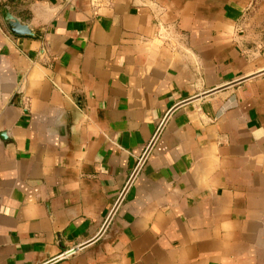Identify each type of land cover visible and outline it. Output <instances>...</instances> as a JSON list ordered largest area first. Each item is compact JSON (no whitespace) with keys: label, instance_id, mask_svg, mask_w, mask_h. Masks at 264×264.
Segmentation results:
<instances>
[{"label":"crops","instance_id":"1","mask_svg":"<svg viewBox=\"0 0 264 264\" xmlns=\"http://www.w3.org/2000/svg\"><path fill=\"white\" fill-rule=\"evenodd\" d=\"M262 71L264 0H0V264L94 238L193 98L51 264H264Z\"/></svg>","mask_w":264,"mask_h":264},{"label":"water","instance_id":"2","mask_svg":"<svg viewBox=\"0 0 264 264\" xmlns=\"http://www.w3.org/2000/svg\"><path fill=\"white\" fill-rule=\"evenodd\" d=\"M2 17H3V21H4L5 25H6V27H7L12 33L17 34V35H34V31L32 30V28H30L29 25L23 23L22 20H21V18H19L18 16L14 15V14L11 12V9H10V7H9L8 5H6V6L3 8V10H2ZM263 72H264V71H262V72H258V73L254 74V75L247 76V77H245V78H242V79H240V80H237V81H235V82H232L231 84H228V86H229V85L236 84V83L241 82V81H243V80H245V79H248V78L253 77V76H255V75L261 74V73H263ZM225 87H227V86H223V87H221V88H218V90H219V89H223V88H225ZM214 91H216V90H214ZM214 91L207 92V93L203 94V96H206V95H208V94H210V93H212V92H214ZM193 99H194V98H193ZM193 99H191V100H193ZM191 100H187V101H185V102H182V103H180V104L174 106V107H173V108H172V109L166 114L165 118H164L163 121L161 122V124H160V126H159L157 132L154 134V136H153L151 142L149 143V145H148V147L146 148V150H145L143 156L141 157L140 161L138 162L137 167L135 168V170H134L132 176L130 177L129 181L127 182L126 186L124 187V189H123L121 195L119 196V198H118L116 204L114 205L113 209L111 210L110 214L108 215L106 221L104 222V224H103L101 230L98 232V234H97L94 238H92L91 240H89V241H87V242H85V243H83V244H80L79 246H77V247H75V248H72V249L68 250L65 254H62L61 256H58L57 258H54L53 260H51L50 262H47L46 264H51V263H53V262H55V261H58V260L64 258V257L67 256V255H71V254L75 253L77 250L82 249V248H84V247H86V246L92 244L93 242L97 241V240H98V239L104 234V232H105V230L107 229L108 225L110 224L112 218L114 217V215H115L117 209L119 208L121 202L123 201V199H124V197H125V195H126L128 189L130 188V186H131L133 180L135 179L137 173L139 172L140 168L142 167L143 163L145 162L146 158L148 157V155H149V153H150L152 147L154 146V144H155L157 138H158L159 135L161 134V132H162V130H163V128H164V126H165L167 120H168L169 117H170V115L174 112V110H175L177 107H179L180 105L185 104V103H187V102H189V101H191ZM4 136H5L4 133L0 135V137H4Z\"/></svg>","mask_w":264,"mask_h":264}]
</instances>
